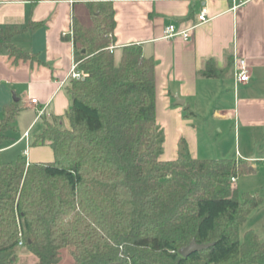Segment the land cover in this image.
<instances>
[{"label": "trees", "instance_id": "16d2710c", "mask_svg": "<svg viewBox=\"0 0 264 264\" xmlns=\"http://www.w3.org/2000/svg\"><path fill=\"white\" fill-rule=\"evenodd\" d=\"M88 6L91 24L73 22L74 57L87 76L70 81V129L43 119L32 141L49 142L53 161L0 156V264H17L20 246L34 264H57L63 249L72 264H261L264 241L253 230L240 237V227L263 199L231 181L251 172L247 161L194 158L183 139L176 158L163 160L154 61L129 45L115 63L112 5ZM11 36L0 30V48L32 60ZM231 65L208 59L199 73L221 78ZM18 112L17 102L3 106L0 143ZM191 240L211 245L181 256Z\"/></svg>", "mask_w": 264, "mask_h": 264}, {"label": "crops", "instance_id": "0c3cea01", "mask_svg": "<svg viewBox=\"0 0 264 264\" xmlns=\"http://www.w3.org/2000/svg\"><path fill=\"white\" fill-rule=\"evenodd\" d=\"M99 1L110 2L114 13L109 49L120 54L122 47L136 45L154 61L156 123L163 136L171 131L174 142L172 155L162 153V159L176 158L182 139L192 157L198 158V138L207 124L232 137L233 159L247 161L251 170L242 177L253 178L246 186L238 184L239 177L233 184L239 193L263 199L240 231L253 230L264 241V169L255 163H264V147L259 145L264 142V0H246L235 8L230 0H0V30L7 28L14 46L35 55L32 60L14 61L7 49L0 48V114L11 102L19 108L13 130L6 131L0 143V156L9 154L11 160L24 156L27 163L53 161L49 142L33 146L32 141L43 119L70 129L68 74L77 62L73 22L90 25L93 14L88 3ZM202 9L208 20L199 24ZM30 23L40 26L31 29ZM168 25L189 29L190 37L164 38ZM208 59L218 69L232 65L221 78H205L199 70ZM237 59H244L249 68L245 83L236 81Z\"/></svg>", "mask_w": 264, "mask_h": 264}, {"label": "rangeland", "instance_id": "374dc122", "mask_svg": "<svg viewBox=\"0 0 264 264\" xmlns=\"http://www.w3.org/2000/svg\"><path fill=\"white\" fill-rule=\"evenodd\" d=\"M119 59V52H114V61L115 63L118 62ZM185 113V112H184ZM202 128L203 136L200 135L198 138V144H197V154L199 159H221V158H233L235 157V144L234 140L231 137H224V135L217 133V129L215 126L212 125H205ZM164 136V145H163V154L165 156L167 154H171L173 149L174 142L171 138V131L165 132ZM249 144V143H247ZM245 144L244 147L248 148L249 146ZM260 146L264 147V142L259 143ZM11 154V153H10ZM172 155V154H171ZM24 158V156H23ZM1 160L4 162L12 161L9 157V154H1ZM15 160V159H13ZM258 166V169H264V163L263 162H255ZM253 178H246V177H239L237 179L238 184L240 185L242 182L246 184ZM237 184V183H236ZM250 190H253V187L251 184ZM242 190V189H240ZM262 194V193H261ZM261 235V234H259ZM242 236V230L240 231V237ZM35 258L33 255H31L23 246H20V248L17 251V264H34ZM57 264H72V258L69 254L68 249H63L61 251V259Z\"/></svg>", "mask_w": 264, "mask_h": 264}, {"label": "built area", "instance_id": "2783aa9c", "mask_svg": "<svg viewBox=\"0 0 264 264\" xmlns=\"http://www.w3.org/2000/svg\"><path fill=\"white\" fill-rule=\"evenodd\" d=\"M233 3V8L237 5L243 4L246 0H230ZM198 23H205L208 19L206 18V11L202 9V11L198 14ZM181 36L183 39H187L190 37L189 29L179 31L176 29L174 25H168L163 29V37L166 39ZM112 48V47H110ZM234 74L236 81L239 83H245L249 78V68L244 59H237L234 62ZM87 76V73L83 70L79 69L78 62L72 63L70 68V72L68 74V78L71 80H80ZM31 103H36V99H31ZM42 111H40V114ZM235 178H231V181H235Z\"/></svg>", "mask_w": 264, "mask_h": 264}, {"label": "water", "instance_id": "95a60500", "mask_svg": "<svg viewBox=\"0 0 264 264\" xmlns=\"http://www.w3.org/2000/svg\"><path fill=\"white\" fill-rule=\"evenodd\" d=\"M172 97L175 99L176 103L182 104V101H180L178 99L177 95H172ZM13 100L16 101V98L14 97ZM217 189H218V187H217ZM210 245L211 244H200V243L195 242L194 240H191L188 245H186L185 247H182L179 250V254L183 257H187L188 255H190L193 252L201 251L203 249L208 248Z\"/></svg>", "mask_w": 264, "mask_h": 264}]
</instances>
